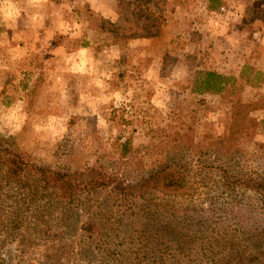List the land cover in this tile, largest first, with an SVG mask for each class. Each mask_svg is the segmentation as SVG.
Returning <instances> with one entry per match:
<instances>
[{"label":"rangeland","instance_id":"rangeland-1","mask_svg":"<svg viewBox=\"0 0 264 264\" xmlns=\"http://www.w3.org/2000/svg\"><path fill=\"white\" fill-rule=\"evenodd\" d=\"M208 72L221 92L196 91ZM0 141L32 163L19 184L0 169V264H264L247 188L264 183V0H0ZM94 167L171 168L184 189L65 201L35 170Z\"/></svg>","mask_w":264,"mask_h":264},{"label":"trees","instance_id":"trees-1","mask_svg":"<svg viewBox=\"0 0 264 264\" xmlns=\"http://www.w3.org/2000/svg\"><path fill=\"white\" fill-rule=\"evenodd\" d=\"M217 0H210L212 8H215ZM213 4V5H212ZM227 79L214 72L202 74L196 80L197 92L219 93L223 89ZM31 161L25 156L4 148L0 141V169L4 171L6 184H19L21 177L31 168ZM127 170L125 173L115 172L109 174L101 167H94L84 172L72 174L58 172L47 168H36L37 177L43 188L53 190L58 199L72 201L76 194L83 191L92 192L98 189H113L124 201V207L131 203L128 197L137 195L139 198L150 192L159 194H172L182 191L183 178L176 170L171 168L156 169L145 172L142 167ZM247 188L253 189L264 197V183L255 184L249 182ZM153 201V200H152ZM264 201V200H263ZM156 203V202H154ZM167 204H154L153 209L161 212L167 209ZM84 230L90 231L94 227L87 225ZM162 264H165L163 262Z\"/></svg>","mask_w":264,"mask_h":264},{"label":"crops","instance_id":"crops-1","mask_svg":"<svg viewBox=\"0 0 264 264\" xmlns=\"http://www.w3.org/2000/svg\"><path fill=\"white\" fill-rule=\"evenodd\" d=\"M255 35H256V37L259 39L258 33H256Z\"/></svg>","mask_w":264,"mask_h":264}]
</instances>
